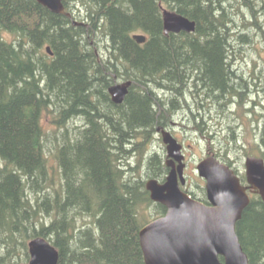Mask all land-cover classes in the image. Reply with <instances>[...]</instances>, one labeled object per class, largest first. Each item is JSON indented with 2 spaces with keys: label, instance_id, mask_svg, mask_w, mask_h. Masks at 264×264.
Instances as JSON below:
<instances>
[{
  "label": "trees",
  "instance_id": "trees-1",
  "mask_svg": "<svg viewBox=\"0 0 264 264\" xmlns=\"http://www.w3.org/2000/svg\"><path fill=\"white\" fill-rule=\"evenodd\" d=\"M239 2L255 19L244 22L264 37L256 21L264 16V0ZM63 4L71 17L38 0H0V264L27 262L36 237L56 246L58 264H145L139 231L166 211L146 188L147 179L167 174L162 153L147 158L157 130L192 100L199 109L217 105L221 123L232 103L238 116L246 113L239 120L247 117L249 87L235 70L237 51L230 55L237 40L231 2ZM162 7L195 21V31L166 34ZM134 33L147 41L140 44ZM127 81L128 94L114 102L108 88ZM192 119L204 130V117L192 113ZM259 134L262 144L250 149H263L264 127ZM236 233L249 264H264L259 196L244 209Z\"/></svg>",
  "mask_w": 264,
  "mask_h": 264
},
{
  "label": "water",
  "instance_id": "water-1",
  "mask_svg": "<svg viewBox=\"0 0 264 264\" xmlns=\"http://www.w3.org/2000/svg\"><path fill=\"white\" fill-rule=\"evenodd\" d=\"M55 13L65 14L63 0H38ZM165 33L195 30L196 22L178 12L163 10ZM74 24H82L74 21ZM134 39L144 42L146 36L135 34ZM48 50L50 48L48 47ZM130 81L109 88L113 101L120 103L128 93ZM170 166L166 180L160 183L149 179L146 188L150 197L166 207L164 215L145 224L139 231L145 264H249L246 252L236 233V223L250 204V192L260 195L264 202V160L246 159V179L229 165L221 163L213 154L201 160L197 169L205 179L207 200H197L183 191L184 158L181 144L169 131L163 130ZM179 162L176 166L175 162ZM30 259L26 264H58L59 251L44 237L29 242Z\"/></svg>",
  "mask_w": 264,
  "mask_h": 264
},
{
  "label": "rangeland",
  "instance_id": "rangeland-1",
  "mask_svg": "<svg viewBox=\"0 0 264 264\" xmlns=\"http://www.w3.org/2000/svg\"><path fill=\"white\" fill-rule=\"evenodd\" d=\"M230 2L231 4L229 7V13L234 19V24H236V26H234L233 32H236L237 34L236 36H234V38H236L237 40L233 43L235 46V50L233 49L234 52L230 53V55L234 54L235 51H237L236 56L238 57V59L234 62L235 70L237 71L238 69L237 72L243 75L244 81L247 82V85L249 87L248 90L250 93L245 96L243 101L244 108L250 109L247 111V117L245 118V120H239L242 117H245L246 113L241 112L240 116H238V110L236 107L237 105H234L232 103L230 104L231 108L230 106H227L228 110L225 111L228 119L226 117V119L221 123L219 121L220 116L216 113L217 105H212V107L206 106L205 109H199L196 107L195 102L192 100L190 101L191 105L189 110L186 109L177 113L173 117L171 125H174L173 127L176 128L177 134H182L184 137H186V143L193 144V147L187 146L188 153H192V161L195 160L196 162L197 159L201 158L204 154V151H206V148H208L209 145L212 144L215 147H219L222 155L226 158H231L232 161L239 166V171L243 172L245 170V158H243V156L245 155L246 150V148H244L242 145L243 141L247 138L249 139V141H251L253 137L256 136L258 145L260 143L262 144L259 130L256 129V133L254 132V129L258 127V124L256 120H254L253 116H255V114L256 117L262 116V118L259 120H262L260 124L261 126H263L264 37L262 31L258 26L253 24L248 25L247 22H244L245 20L252 22L253 20L255 21V19L251 17L252 15H249L244 7L241 6L242 4L239 2V0H230ZM228 5L229 4H226V6ZM257 20H259V23L262 25V27L260 28L264 30V16L261 14L260 19L256 18V21ZM243 34L244 37H241L243 36ZM104 44L105 41H103L101 47L103 49V53H105L106 56L109 54V50L104 47ZM230 55L228 56L230 57ZM253 110H255L256 112L254 115ZM248 112H250L249 114L251 116V119L249 118ZM192 113H194L199 119L204 117V130L198 131L196 127L193 126ZM44 120V125L47 131H52L53 125L48 122L50 121V119L46 118ZM73 122L71 123V126ZM77 122L80 123V125L83 124L79 120H77ZM172 122L175 123L173 124ZM186 130L187 136L185 134ZM233 131L235 133V136L237 135L240 139V141L239 139H236V143L231 141ZM244 135L246 136L245 138ZM157 138H159V135L156 134V139H153L150 143L147 158L153 156L156 151H159L160 154L163 153L164 147H162V143H160L159 146ZM211 141L213 142L210 144ZM130 144H132V142ZM262 147L263 149L260 147L259 149L257 148V151L259 153L260 151L264 152V146ZM226 150L229 151V155H225ZM129 160V162H131V164H133L134 166V163H136L134 162L136 161V156L132 155L131 157H129ZM142 171V174L144 175V177H146L147 175L144 169ZM187 176L189 177L190 183L187 188L191 186L192 190H195L197 193L201 194L202 192H200L199 186H204V182L203 180L201 181L197 176L195 165L190 164L187 171Z\"/></svg>",
  "mask_w": 264,
  "mask_h": 264
},
{
  "label": "flooded vegetation",
  "instance_id": "flooded-vegetation-1",
  "mask_svg": "<svg viewBox=\"0 0 264 264\" xmlns=\"http://www.w3.org/2000/svg\"><path fill=\"white\" fill-rule=\"evenodd\" d=\"M246 91V93L247 94H249L250 92H249V90H245ZM247 110H250V109H247ZM250 112H248V114H249ZM256 112H255V110H253V115L255 114ZM254 117V120H256V122H257V124H258V127L257 128H255L254 129V132H255V130L256 129H258L259 130V127L261 128V131H262V127H264V126H262L261 127V124H260V122L262 121V120H259V119H261L262 118V116H260V117H256V114H255V116H253ZM249 118L251 119V116H250V114H249ZM249 119V120H250ZM173 124L175 123V122H172ZM263 125H264V121H263ZM174 125H168V129H170L172 132H174L175 130H176V128H174L173 127ZM256 133V132H255ZM186 136H187V130H186ZM246 136L244 135V138H245ZM254 138L256 139V136H254ZM184 141V140H183ZM256 141H257V139H256ZM189 146H191L192 147V145L191 144H188ZM185 149H184V143H183V151H184ZM162 155V159H163V161L165 160V158H166V147H164V151H163V153L161 154ZM248 155H256V154H248L247 152H245V155L243 156V158H245L246 156H248ZM230 159V161H231V163H232V165L237 169V170H239V166L235 163V162H233L232 161V159L231 158H229ZM186 160H187V158H186ZM243 164V163H242ZM189 164H187V166H188ZM187 166H186V168H187Z\"/></svg>",
  "mask_w": 264,
  "mask_h": 264
}]
</instances>
